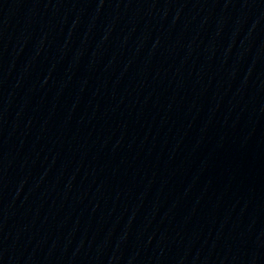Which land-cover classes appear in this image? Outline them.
Listing matches in <instances>:
<instances>
[{
    "label": "water",
    "instance_id": "water-1",
    "mask_svg": "<svg viewBox=\"0 0 264 264\" xmlns=\"http://www.w3.org/2000/svg\"><path fill=\"white\" fill-rule=\"evenodd\" d=\"M246 2L264 34V0H246Z\"/></svg>",
    "mask_w": 264,
    "mask_h": 264
}]
</instances>
